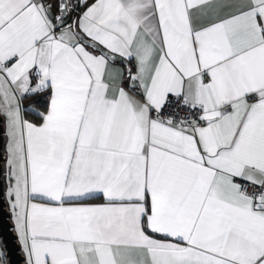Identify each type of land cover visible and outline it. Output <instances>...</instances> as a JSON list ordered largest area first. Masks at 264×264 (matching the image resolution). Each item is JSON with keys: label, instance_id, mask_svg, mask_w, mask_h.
Here are the masks:
<instances>
[{"label": "snow or ice", "instance_id": "obj_1", "mask_svg": "<svg viewBox=\"0 0 264 264\" xmlns=\"http://www.w3.org/2000/svg\"><path fill=\"white\" fill-rule=\"evenodd\" d=\"M0 126L28 264H264V0H0Z\"/></svg>", "mask_w": 264, "mask_h": 264}, {"label": "water", "instance_id": "obj_2", "mask_svg": "<svg viewBox=\"0 0 264 264\" xmlns=\"http://www.w3.org/2000/svg\"><path fill=\"white\" fill-rule=\"evenodd\" d=\"M76 17L72 18L70 21L75 20ZM80 36L83 38L85 44L90 43L84 34L80 33ZM2 129V126H0ZM4 131L0 130V237L3 243L6 257L9 264H27L25 256L21 250V244L18 240V235L14 231V225L11 222V213L7 208V203L5 200V182H4Z\"/></svg>", "mask_w": 264, "mask_h": 264}, {"label": "trees", "instance_id": "obj_3", "mask_svg": "<svg viewBox=\"0 0 264 264\" xmlns=\"http://www.w3.org/2000/svg\"><path fill=\"white\" fill-rule=\"evenodd\" d=\"M35 97L33 102L30 103L29 105L26 103V106L24 107V113L27 119L39 123L38 118L33 114L32 109H38L40 111H43L45 109L48 96L46 94H37V95H27L24 97V101L28 98ZM3 245V243H2ZM4 248V246H3ZM5 252V249H4ZM6 253V252H5ZM5 260L8 261L7 257L5 256Z\"/></svg>", "mask_w": 264, "mask_h": 264}, {"label": "crops", "instance_id": "obj_4", "mask_svg": "<svg viewBox=\"0 0 264 264\" xmlns=\"http://www.w3.org/2000/svg\"><path fill=\"white\" fill-rule=\"evenodd\" d=\"M93 2V0H88V3L90 4V3H92ZM84 11V8H78V9H76V11L75 12H73V19H74V17H77V15L79 14V13H81V12H83ZM69 23H72V21H70ZM83 34V33H82ZM85 35V34H84ZM86 36V35H85ZM87 37V36H86ZM88 39H90L89 37H87ZM126 66H128V65H117V67H126ZM27 96V95H26ZM25 97V96H24ZM24 97H23V99H21L20 100V104H21V108H22V111L24 112V107L26 106V103L29 105L30 103H32L33 102V100H34V98L35 97H32V98H28V99H26V101H24ZM31 121V120H30ZM6 145H7V137H6V133L4 132V149H3V152H4V156H5V161H6V155H7V152H6ZM5 161H4V173L6 172V164H5ZM4 181H5V179H4ZM15 227H16V225H15ZM17 235H18V240H19V242H20V244H21V241H20V239H19V234H18V232H17ZM0 244H1V247H2V249L4 250V248H3V245H2V241L0 242ZM21 250H22V253H23V255L25 256V260H26V263L28 264V260H27V254H26V252L24 251V249H23V245L21 244ZM6 254V253H5ZM6 256V255H5Z\"/></svg>", "mask_w": 264, "mask_h": 264}, {"label": "rangeland", "instance_id": "obj_5", "mask_svg": "<svg viewBox=\"0 0 264 264\" xmlns=\"http://www.w3.org/2000/svg\"><path fill=\"white\" fill-rule=\"evenodd\" d=\"M5 161V160H4ZM5 182V193H6V189H7V182L6 181H4ZM5 200H6V203H7V208H8V210H9V212L11 213V222H12V224L14 225V231L16 232V234H17V229H16V227H15V220H14V217H13V213H12V210H11V206H10V201H9V199L6 197V195H5ZM1 237H0V242H1ZM5 252H4V250L2 249V247H1V244H0V264H9L8 263V261H6L5 260Z\"/></svg>", "mask_w": 264, "mask_h": 264}, {"label": "built area", "instance_id": "obj_6", "mask_svg": "<svg viewBox=\"0 0 264 264\" xmlns=\"http://www.w3.org/2000/svg\"><path fill=\"white\" fill-rule=\"evenodd\" d=\"M165 112L167 113L168 112V109H165Z\"/></svg>", "mask_w": 264, "mask_h": 264}]
</instances>
